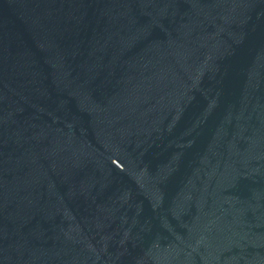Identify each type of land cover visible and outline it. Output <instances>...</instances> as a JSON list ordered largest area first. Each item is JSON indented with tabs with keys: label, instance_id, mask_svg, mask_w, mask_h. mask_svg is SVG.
Segmentation results:
<instances>
[{
	"label": "water",
	"instance_id": "95a60500",
	"mask_svg": "<svg viewBox=\"0 0 264 264\" xmlns=\"http://www.w3.org/2000/svg\"><path fill=\"white\" fill-rule=\"evenodd\" d=\"M0 264H264V0H0Z\"/></svg>",
	"mask_w": 264,
	"mask_h": 264
}]
</instances>
